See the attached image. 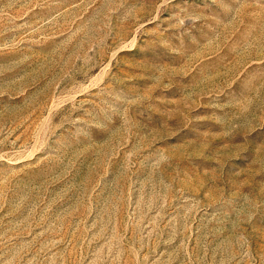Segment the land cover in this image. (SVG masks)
<instances>
[{"label":"rangeland","instance_id":"obj_1","mask_svg":"<svg viewBox=\"0 0 264 264\" xmlns=\"http://www.w3.org/2000/svg\"><path fill=\"white\" fill-rule=\"evenodd\" d=\"M0 264H264V0H0Z\"/></svg>","mask_w":264,"mask_h":264}]
</instances>
